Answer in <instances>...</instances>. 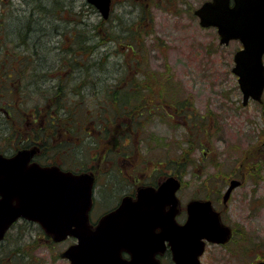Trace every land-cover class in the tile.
<instances>
[{"label": "rangeland", "instance_id": "rangeland-1", "mask_svg": "<svg viewBox=\"0 0 264 264\" xmlns=\"http://www.w3.org/2000/svg\"><path fill=\"white\" fill-rule=\"evenodd\" d=\"M3 1L2 17L6 21L4 26L11 40L16 38L14 33L19 32L23 23L30 19L38 20L39 26L32 29L34 36L43 26L48 30L60 25L61 32L68 34L72 30L80 36L77 58L81 57L83 63L92 58L88 63L97 67L92 68L88 76L86 72L81 76L73 74L69 69L71 66L68 59L64 56L57 58L49 50L50 39L45 38V58L48 63L45 80L56 79V83L68 86H61V93L58 85H45L44 91L51 93L44 97V104H48L45 106V113L51 115L59 109L57 100L63 97L61 104L68 107V111L78 114L76 119L82 118L81 112L86 108L92 110L93 117L84 116L81 121H77L78 127L76 124L68 126L71 131L76 129L72 133L78 137L74 157L79 161H89L93 152L94 157H100L96 159L98 162L109 160L115 166L110 168L109 173L114 170L110 174L105 172L104 176L101 175L94 194L96 203L102 198L105 201V195L113 192L105 184L107 176L114 178L110 179L111 187H121L128 193L132 192L135 183L132 177L137 176L142 180L147 175L145 167L150 170L156 167L160 172L153 179L149 177V180H162L168 173L179 177L183 182L178 193L182 205L191 199L211 200L214 207L221 210L224 219L238 230L228 246L208 245L201 259L202 264H254L264 257V168L257 166L259 145L264 150V107L254 101H250L248 105L243 104L237 77L232 72L234 54L241 49V44L233 41L229 45H221L216 28L200 26L199 18L194 12L208 0H139L138 3V0H113L112 17L107 23L103 22L97 9L86 0H44L41 8L37 5L38 0ZM24 1H28V4ZM137 17L149 20L148 24L142 25L144 30L152 29L153 38L148 40L147 49H151V44L155 43L157 47L154 46L156 49L146 54V62L141 67L143 72L138 69L136 79H145L144 74H149V79L152 72L160 73L158 77L162 73L168 74L173 87V95L170 97L173 104L178 102L189 109L188 114L193 115V118L188 120L192 124L198 125L204 121V131L186 129L184 119L173 120L166 117L167 120L159 121L162 124L159 126L153 121L154 128H158L156 132H152L149 127L143 129L131 121L125 122L121 114H118L120 119H113L111 114L108 122L95 116L100 114L105 100V96L101 94L102 86L117 87L115 85L120 83L127 71L119 73L120 65L130 61L122 50H118L117 40L103 41L95 38L94 26L102 22V28L118 27L115 37L126 36L132 31H129L130 24ZM64 22L65 25H61ZM79 32L83 34L80 35ZM60 43L63 41L60 40ZM2 44L7 43L3 40ZM87 50L91 52L88 57L82 55ZM106 52L109 53V58L104 56ZM94 63L108 66L103 69ZM84 81L89 84L93 96L84 97L82 101L86 99L87 102H81L79 97H73L69 92L70 85L77 83L81 86ZM171 86L167 87L170 91ZM32 89L34 97L26 99L31 110L38 103L36 86ZM142 90L143 88L140 89V94ZM201 116H204V120ZM63 119H66L65 115L62 116ZM91 122L95 132L89 126L92 137H88L81 131L80 123L85 126ZM102 122H105L103 126L110 125L108 133L100 132ZM54 128L53 126L52 129ZM118 131L130 138L129 145L124 149L115 145ZM84 140H88L89 144ZM100 140L104 144L98 148L93 147ZM103 147L105 154L102 155ZM120 151L123 153L120 154ZM251 153L254 155V166L260 169L258 171L249 163ZM233 180H238L241 184L233 190L228 202L224 204V195ZM96 213L94 215L98 216L99 213ZM13 232L11 246L15 251L11 264H70L61 254L73 243L72 240L62 243L38 240L35 231L27 233L24 227L17 226ZM18 232L21 233V238H17ZM24 232L26 233L22 237ZM10 251L4 248L0 252V260L4 261Z\"/></svg>", "mask_w": 264, "mask_h": 264}, {"label": "water", "instance_id": "water-1", "mask_svg": "<svg viewBox=\"0 0 264 264\" xmlns=\"http://www.w3.org/2000/svg\"><path fill=\"white\" fill-rule=\"evenodd\" d=\"M86 1L104 20L110 17L112 0ZM195 15L203 28L217 29L221 45L233 40L241 43L232 72L238 77L243 104L263 102L264 0H209ZM33 152L24 150L10 159L0 155V240L15 221L25 218L40 223L54 242L77 240L61 254L70 264H156L155 256L165 249V240L170 242L175 264H201L206 242L225 244L231 237L208 200L191 201L187 222L177 223L181 183L175 177L157 190L142 188L137 201L125 199L93 229L89 213L95 178L58 167L28 168ZM240 184L238 180L230 183L225 203Z\"/></svg>", "mask_w": 264, "mask_h": 264}, {"label": "flooded vegetation", "instance_id": "flooded-vegetation-1", "mask_svg": "<svg viewBox=\"0 0 264 264\" xmlns=\"http://www.w3.org/2000/svg\"><path fill=\"white\" fill-rule=\"evenodd\" d=\"M139 0L137 1V3ZM1 3L4 4L3 0H0V144L2 147H0V155L6 157V158H14L19 154V152L27 150V151H34L32 157L27 161V167L31 168L33 166L46 168V167H58L59 169L63 171H69L75 174H82L87 173L92 175L95 178L94 187H93V195H92V208L89 213L90 215V224L95 229L101 219L115 211H117L121 205L123 204L124 200L127 198L132 199L133 201L138 200L139 192L144 187H152L154 189H158L163 182L168 179L169 177H175L177 178L181 183L182 188V180L175 176L167 174L166 178H163L162 180H159L158 178L154 181L149 180V177L151 179L155 178L158 174V171L160 170L158 168H153L150 170L148 167H145V175L142 180H140L137 176L134 178V186L132 189V192H125V190L121 187H111L110 185V178L107 176L105 180V184H108L109 190H112L113 192H118L117 195H115L113 192H109L105 195V201H102V199H99L96 203L95 200V190L98 187L99 181L102 178V176L105 175V172L110 171V168H115L113 166L112 162L109 160H102V162H98L100 157H94L93 152L91 153V159L87 161L85 159L84 161H79L77 158L74 157V151L76 148H74L77 145L78 137L73 134L76 129H72V131L69 129V124H76L78 127V120H82L84 116L93 117L92 110H87V108L81 112L80 119H76V116L78 114L72 112L71 110L68 111V107H65L64 104L59 110L60 112L57 114L56 111H54L51 115L46 114L45 106H44V97L45 92L44 88L45 85H58V86H66L64 84H61V82L56 83V79L48 78L49 80H45V68L47 67L46 61H45V50H46V44H44V40L46 37L50 39L49 43V50L52 51L53 54L62 55L65 53H69V51L73 49V56H76L77 52V45L78 43V34L76 31H70L68 34L61 32V26L58 25L57 27H54V29L49 28L48 30L46 27H41L38 32H36L35 36L33 35L34 31L32 29H36V25H38V20H27V22H24L21 26L19 32L16 34L14 33L15 37L18 39L9 38L7 34L9 32L7 31V28L4 26V23L6 22L2 15L4 14V7L1 5ZM24 3L27 5L28 1H24ZM38 3L40 4V7L43 5V1L38 0ZM139 17H137V20ZM136 20V21H137ZM66 22V21H65ZM65 22L61 25H65ZM34 27V28H33ZM32 33V36L30 34ZM2 35V36H1ZM153 38V35L150 36ZM148 37L144 43L145 48L147 49V42L150 39ZM58 38V40L56 39ZM63 41V43H60V40ZM155 39H157L155 37ZM5 41L7 44H2V41ZM109 42V41H108ZM128 46H130L132 43L130 41L126 42ZM141 44V43H140ZM106 45V43H105ZM11 46V47H10ZM157 47L156 43L151 44L150 48L147 49V53L153 52L152 50L156 49ZM71 49L68 51V48ZM125 48V46H124ZM140 51V48H138ZM91 52L88 50L86 51L85 56H89ZM139 54V53H138ZM104 56H109V53H104ZM129 60H138V55L135 52L134 57L132 58L131 55H128ZM83 59V58H82ZM94 60V59H93ZM142 60V58H140ZM91 59H86V63L81 62L80 65H73L71 66L70 71L73 74H81L83 72L87 73L88 66H91L88 62H91ZM146 60L143 61V63H137V64H130V63H124L120 65V70H118L119 73L123 71L125 73V70H128L131 74L128 76H132L133 71H137L140 69V72L142 73V66L145 64ZM86 65H88L86 67ZM104 67L108 66V64H103ZM70 66V64H69ZM133 68V69H132ZM92 67L90 68V70ZM89 70V71H90ZM127 72V71H126ZM145 72V70H144ZM158 72H152V76L156 78ZM79 76V77H80ZM236 76V75H235ZM147 74H144L145 79L137 80L133 78H125L120 80V83L115 86H117V92H118V100L123 103L121 107V111L118 112V114H121L123 116V120L125 122H130L131 120H135L134 123L136 126L143 127V129L150 128L152 132H156V129L154 128V122L156 121L159 125H162L160 120H167L166 117L169 119H184L185 121V128L190 129L191 131L198 130L204 131L205 130V122L201 121V123L195 124L191 123L188 119H192L193 115H189L188 108L178 102H176V105L173 104L172 99L170 97L173 95V87L170 85L171 81L168 79L159 80V79H147ZM237 77V76H236ZM238 82V78H237ZM84 85L80 84H73L69 87L70 94L75 97H79L81 102H87L84 97H93L91 95L90 86L89 84L84 81ZM158 83L164 84L163 86H159ZM61 84V85H60ZM239 85V83H238ZM36 86L37 88V98L38 103L35 104V107L31 110L29 107L28 101L26 99H30V96L33 98L34 94L31 93L33 88ZM171 86V91L167 89V87ZM68 87V86H66ZM93 87V85H92ZM143 88L141 94L140 89ZM85 90V91H83ZM101 94L105 96V99L110 97L113 92L110 89L108 85L102 86ZM172 94V95H171ZM64 96V95H63ZM171 100V101H170ZM106 100H104L105 103ZM103 103L102 111H100V114H97L95 116H99L105 119V122H108V116H110L112 113L105 111V106ZM260 106L264 107V100L262 103L257 102ZM66 116L67 120H62V116ZM52 120H50V119ZM176 118V119H175ZM201 118L204 120V116H201ZM31 119H33L31 121ZM117 119H120V115H117ZM200 121V120H199ZM105 122L100 123L101 126ZM55 127L52 129V127ZM84 125L80 123L81 131H84L88 137H92V134H90L89 126H91V130L93 129V133L95 132V128H93V123L91 122L90 125ZM100 132L104 131L103 127H109L110 125H104ZM119 125L118 127H120ZM132 126V125H131ZM51 129L54 132V135L51 132ZM108 131H104V133H108ZM78 133V132H77ZM130 135V134H129ZM117 138L114 141L115 145L118 147H126V145H129L130 138L126 136V134H121L120 131H118ZM83 142L89 144L88 140H84ZM55 143V144H52ZM104 144L103 140L97 141L94 143L93 147H101V145ZM113 144V143H112ZM264 145V142H263ZM203 146V145H202ZM260 146V152L259 149L257 151V166L260 169L264 168V150H262L261 145ZM91 147V148H93ZM114 147V145H113ZM104 148V147H103ZM88 148L86 147V151ZM90 151V150H89ZM123 151H120V154H122ZM98 155V152L96 153ZM101 154H105V148L104 150H101ZM108 153H106L107 156ZM119 154V156H120ZM206 154V153H204ZM207 155V154H206ZM124 156V155H122ZM254 158L253 153L250 154V160L249 163L252 166L253 169L256 171L260 170L258 167L254 166ZM110 164H112L110 166ZM104 169V170H103ZM106 169V170H105ZM112 170L111 172H113ZM28 172V171H27ZM110 172V173H111ZM109 173V174H110ZM119 174H121L120 171H118ZM173 173V172H172ZM133 174V173H132ZM102 175V176H101ZM169 175V176H168ZM104 178V177H103ZM105 179V178H104ZM118 180V179H117ZM119 182V180L117 181ZM179 189V191L181 190ZM179 191L177 192V199L179 201L178 205V212L176 215V221L177 223L183 225L188 220V212H187V205L193 201V200H206V199H191L190 201H187L185 205H182V202L179 198ZM1 198V197H0ZM229 200V199H228ZM211 201V200H210ZM212 202V201H211ZM224 204L225 201L223 200ZM228 202V201H227ZM106 203V204H105ZM108 203V205H107ZM212 207L215 212L219 214V218L221 223L228 227L231 231V237H229V240L225 244H215L206 242L205 245V251L203 255L200 257V260L206 253V249L208 245H216V246H228L231 242H233L234 237L237 234V229L231 225L228 221L224 219L222 216V212L220 209H216L212 202ZM170 208L169 206L166 207V211H168ZM98 212V216H95L94 214ZM97 214V213H96ZM24 227L28 232L35 231L36 237L38 240L43 241H50L54 242L53 239L48 236L45 233V230L43 229L42 225L38 222L28 220L25 218H19L17 221H15L10 228L6 231L4 237L2 240H0V252L3 251L4 248H7L11 250L8 255L5 256L4 261L0 260V264H11L12 255L15 251L13 249L12 242H13V230L15 227ZM161 230L157 229L156 232L159 233ZM26 232L22 234V237H24ZM21 238V233L18 232L17 238ZM11 238V240H10ZM72 240L73 244L77 242L75 238H68L65 241ZM64 241V242H65ZM55 243V242H54ZM62 243V242H61ZM70 245V246H71ZM165 249L163 251H160L156 254L154 261H156V264H175L173 259V251L170 245V242L168 240H165ZM17 251V250H16ZM123 256L126 259H130V255L127 253H124ZM201 262V261H200ZM264 262V257L258 259L254 264ZM202 264V263H201Z\"/></svg>", "mask_w": 264, "mask_h": 264}, {"label": "trees", "instance_id": "trees-1", "mask_svg": "<svg viewBox=\"0 0 264 264\" xmlns=\"http://www.w3.org/2000/svg\"><path fill=\"white\" fill-rule=\"evenodd\" d=\"M42 1H44V0H42ZM57 1L59 2V0H57ZM37 5L40 6V4L38 2H37ZM45 7H47V6H45ZM111 17H112V15H111ZM111 17L108 20H104V19H102V20H103L104 23H107V22L110 21ZM145 20H146V17H139V19L137 21H134V23L132 22V24H130L131 27H130L129 31L130 30H132V31L128 32L127 33L128 35H126V36H116V37H115V35H117L118 30H119L118 27H113V28L110 27V28H108V27L105 26V28H102L101 26H102L103 23L101 22L98 25L94 26L95 38L102 39L103 41H105L106 39L107 40H117V43H118V46H119L118 50L119 51L122 50V52H124V54L127 57H128V55H131V57L133 58L134 55H135V52L137 53L138 60H129V58H127V60L130 61V64L143 63V61L146 60V56H147L146 55L147 54V49L145 48L144 43H145V41H146V39L148 37L153 35V34H151L152 33V29L151 28H149L148 31L144 30L142 25H145V24L149 23V20L148 21H145ZM78 22H80V21H78ZM151 24H152V20H151ZM151 24H150V26H151ZM122 31H124V29H122ZM84 32H86V31H84ZM79 34L81 35V34H83V32H79ZM80 41H81V38H80V36H78V43H80ZM127 41H130L132 44L130 46H128L127 43H126ZM124 46H125V48H124ZM138 48H140V51H139ZM70 49H71V47L68 48V51ZM61 56H64V57H66L68 59V64H70V66L75 65V63L77 65L82 64L80 56H79L80 59H78L77 57L73 56V49H72V51L70 50L69 53H65V54H62V55H57V58H60ZM105 57L109 58V56H105ZM140 58H142V60H140ZM45 61H46V65H47L48 63H47L46 58H45ZM57 64H60V63H57ZM94 64H95V66H98L101 63H94ZM91 66H92V68H97V67H93V64ZM98 67L104 69V65H101V66H98ZM87 68H88V70H87V75L86 76L89 75V70H90L91 67L88 66ZM130 74L131 73L127 70L125 78H133V79L137 78L136 77L137 71H133L132 72V76L128 77ZM158 74H160V73H157L156 78L170 80L168 74L166 75L165 73H162L161 75H159V77H158ZM147 75H149V74H147ZM146 78H148V76ZM153 78L154 77L151 76L149 79H153ZM59 87H60L59 89H61V93H62V88H61V86H59ZM113 88L114 87H112L110 89L112 90ZM114 91L115 92L112 91L113 94L110 97L105 99L106 101L104 103V106H105V111L106 110L107 111L110 110L111 112L110 111H108V112L113 114V117H112L113 119H116L117 115H118V112L121 111V107H122L123 103L120 102L118 100V98H117L118 97L117 88ZM44 92H45V96L51 95V93H49L47 91H44ZM56 94L58 95L59 93H56ZM63 100H64V97L63 98H59L57 100V104H61V101H63ZM47 105H48L47 103L44 104V106H47ZM62 106L63 105H59V109ZM59 109L56 110L57 114L60 112ZM50 120H52V119H50ZM66 120H67V118H66ZM131 122L134 124L136 121L135 120H131ZM103 130L104 131H108L109 127H103Z\"/></svg>", "mask_w": 264, "mask_h": 264}, {"label": "bare ground", "instance_id": "bare-ground-1", "mask_svg": "<svg viewBox=\"0 0 264 264\" xmlns=\"http://www.w3.org/2000/svg\"><path fill=\"white\" fill-rule=\"evenodd\" d=\"M115 89H116V87H114V88L112 89V91L115 92V91H114Z\"/></svg>", "mask_w": 264, "mask_h": 264}]
</instances>
